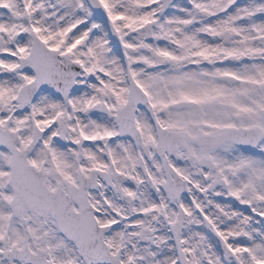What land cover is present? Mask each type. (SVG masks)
I'll return each instance as SVG.
<instances>
[{"label":"snow or ice","instance_id":"obj_1","mask_svg":"<svg viewBox=\"0 0 264 264\" xmlns=\"http://www.w3.org/2000/svg\"><path fill=\"white\" fill-rule=\"evenodd\" d=\"M0 264H264V0H0Z\"/></svg>","mask_w":264,"mask_h":264}]
</instances>
